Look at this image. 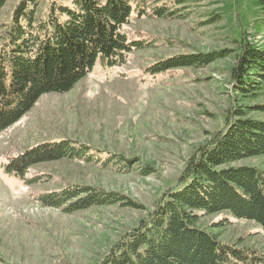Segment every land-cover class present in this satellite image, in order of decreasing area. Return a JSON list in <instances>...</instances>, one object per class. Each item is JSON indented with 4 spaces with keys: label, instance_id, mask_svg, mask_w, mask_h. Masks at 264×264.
Listing matches in <instances>:
<instances>
[{
    "label": "rangeland",
    "instance_id": "rangeland-1",
    "mask_svg": "<svg viewBox=\"0 0 264 264\" xmlns=\"http://www.w3.org/2000/svg\"><path fill=\"white\" fill-rule=\"evenodd\" d=\"M19 1L8 0L0 13V45ZM49 1L41 0L42 9ZM257 1L146 0L148 10L167 6L174 16L132 19L125 28L129 39L145 48L131 53L123 66L98 61L70 92L42 96L0 134V264H101L175 187L188 160L225 128L233 107L264 103V92L243 101L231 79L240 35L264 46ZM223 51L227 57L204 68L147 72L171 57ZM249 116L262 118L253 111ZM61 141L113 161L103 165L95 155L38 164L26 174V180L39 179L34 184L6 173L10 159ZM125 161L136 163L123 171ZM237 165L264 172V156ZM73 186L117 194L134 205L66 213L38 201ZM198 226L222 243L264 253V229L256 222L220 212L202 217Z\"/></svg>",
    "mask_w": 264,
    "mask_h": 264
},
{
    "label": "trees",
    "instance_id": "trees-1",
    "mask_svg": "<svg viewBox=\"0 0 264 264\" xmlns=\"http://www.w3.org/2000/svg\"><path fill=\"white\" fill-rule=\"evenodd\" d=\"M7 2L0 0V13ZM257 5L264 15V0ZM145 15L171 18L174 13L167 6L148 10L146 0H50L45 9L41 0H20L0 45V134L42 96L70 92L98 61L110 68L126 64L130 54L146 44L129 39L125 28L132 19ZM236 41L239 47L231 69L235 93L243 101L257 99L264 92V46L243 33ZM225 57L224 51L175 56L157 62L147 72L156 76L204 68ZM252 111L262 118L249 116ZM95 155L103 165L113 161L112 156L102 160L100 153L76 142L47 143L10 159L5 171L34 184L39 179L26 180V174L35 165L64 158L88 161ZM261 156L264 103L233 107L225 128L188 160L175 187L162 194L148 217L101 264H264V253L222 243L198 226L204 216L228 212L234 219L253 221L264 229V172L237 165ZM135 163L125 161L121 169L129 171ZM38 201L66 213L94 206L134 205L117 194L75 186L43 194Z\"/></svg>",
    "mask_w": 264,
    "mask_h": 264
}]
</instances>
